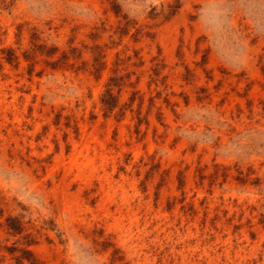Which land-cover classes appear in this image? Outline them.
Here are the masks:
<instances>
[{
  "label": "rangeland",
  "instance_id": "rangeland-1",
  "mask_svg": "<svg viewBox=\"0 0 264 264\" xmlns=\"http://www.w3.org/2000/svg\"><path fill=\"white\" fill-rule=\"evenodd\" d=\"M0 264H264V0H0Z\"/></svg>",
  "mask_w": 264,
  "mask_h": 264
}]
</instances>
